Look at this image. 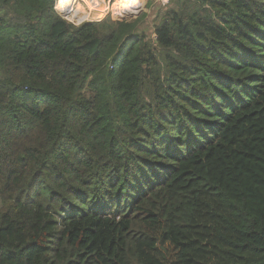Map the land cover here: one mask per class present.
Wrapping results in <instances>:
<instances>
[{
    "label": "trees",
    "instance_id": "obj_1",
    "mask_svg": "<svg viewBox=\"0 0 264 264\" xmlns=\"http://www.w3.org/2000/svg\"><path fill=\"white\" fill-rule=\"evenodd\" d=\"M55 4L0 0V264H264V0Z\"/></svg>",
    "mask_w": 264,
    "mask_h": 264
},
{
    "label": "rangeland",
    "instance_id": "obj_2",
    "mask_svg": "<svg viewBox=\"0 0 264 264\" xmlns=\"http://www.w3.org/2000/svg\"><path fill=\"white\" fill-rule=\"evenodd\" d=\"M90 1V0H89ZM100 2V5L105 6L104 9L94 8L90 5L88 0H62L58 5V15L67 21L70 24L76 25L80 24L72 20V18H76L74 14V6L76 10H81L83 14L87 15L88 18L86 21H83L81 24L86 22H98L104 20L107 16L111 17L113 20L123 21L124 20H135L137 18H141L143 14L147 15V25H154V17L162 14L165 10H168L172 7V3L177 0H169V2L165 5L162 4L159 0H141L136 12H129L126 9H121L118 7L117 0H97L95 2ZM93 2V1H90ZM94 2V3H95ZM96 5V4H95ZM100 7V6H99ZM157 12V13H156ZM70 20V21H69ZM151 32V31H150Z\"/></svg>",
    "mask_w": 264,
    "mask_h": 264
},
{
    "label": "bare ground",
    "instance_id": "obj_3",
    "mask_svg": "<svg viewBox=\"0 0 264 264\" xmlns=\"http://www.w3.org/2000/svg\"><path fill=\"white\" fill-rule=\"evenodd\" d=\"M77 1H79V0H77ZM140 1L141 0H117V4H118L119 8L126 9L127 11L133 13V12H136ZM58 5H56V10L58 8ZM74 14L76 15V18H72V20H74L77 23H82L83 21H86L88 18V16L83 14V12L81 10H76L75 6H74Z\"/></svg>",
    "mask_w": 264,
    "mask_h": 264
},
{
    "label": "built area",
    "instance_id": "obj_4",
    "mask_svg": "<svg viewBox=\"0 0 264 264\" xmlns=\"http://www.w3.org/2000/svg\"><path fill=\"white\" fill-rule=\"evenodd\" d=\"M159 1H161V3H162V4H165V5L169 2V0H159ZM58 13H59V12H58ZM59 14H60V13H59ZM60 15H61V14H60Z\"/></svg>",
    "mask_w": 264,
    "mask_h": 264
},
{
    "label": "clouds",
    "instance_id": "obj_5",
    "mask_svg": "<svg viewBox=\"0 0 264 264\" xmlns=\"http://www.w3.org/2000/svg\"><path fill=\"white\" fill-rule=\"evenodd\" d=\"M56 5H57V0H56V4H55V11L58 13V11L56 10ZM60 16H62V15H60Z\"/></svg>",
    "mask_w": 264,
    "mask_h": 264
},
{
    "label": "water",
    "instance_id": "obj_6",
    "mask_svg": "<svg viewBox=\"0 0 264 264\" xmlns=\"http://www.w3.org/2000/svg\"><path fill=\"white\" fill-rule=\"evenodd\" d=\"M124 20V19H123ZM81 24V23H80ZM77 25H79V24H77Z\"/></svg>",
    "mask_w": 264,
    "mask_h": 264
},
{
    "label": "crops",
    "instance_id": "obj_7",
    "mask_svg": "<svg viewBox=\"0 0 264 264\" xmlns=\"http://www.w3.org/2000/svg\"><path fill=\"white\" fill-rule=\"evenodd\" d=\"M102 9H104V8H102Z\"/></svg>",
    "mask_w": 264,
    "mask_h": 264
}]
</instances>
